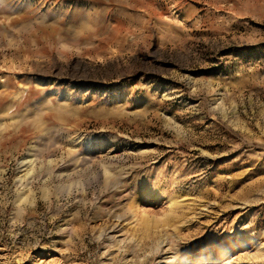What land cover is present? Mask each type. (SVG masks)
<instances>
[{
    "label": "rangeland",
    "instance_id": "374dc122",
    "mask_svg": "<svg viewBox=\"0 0 264 264\" xmlns=\"http://www.w3.org/2000/svg\"><path fill=\"white\" fill-rule=\"evenodd\" d=\"M0 264H264V0H0Z\"/></svg>",
    "mask_w": 264,
    "mask_h": 264
},
{
    "label": "bare ground",
    "instance_id": "6f19581e",
    "mask_svg": "<svg viewBox=\"0 0 264 264\" xmlns=\"http://www.w3.org/2000/svg\"><path fill=\"white\" fill-rule=\"evenodd\" d=\"M21 162H22V161H21ZM24 162H25V161H24ZM30 162H31V161H30ZM30 162H29V164H30ZM31 164H32V162H31ZM24 166H25V164H24ZM29 166H30V165H29ZM29 166H28V167H29ZM26 167H27V166H26ZM26 167H25V168H26ZM27 169H28V168H27ZM28 172L30 173V171H28ZM195 259L197 260L196 262L198 263V262H200V261L202 260V256H198V257H196Z\"/></svg>",
    "mask_w": 264,
    "mask_h": 264
}]
</instances>
